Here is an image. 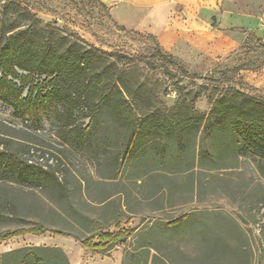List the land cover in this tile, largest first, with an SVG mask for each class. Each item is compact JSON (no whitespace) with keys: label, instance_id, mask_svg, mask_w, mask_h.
I'll return each mask as SVG.
<instances>
[{"label":"rangeland","instance_id":"1","mask_svg":"<svg viewBox=\"0 0 264 264\" xmlns=\"http://www.w3.org/2000/svg\"><path fill=\"white\" fill-rule=\"evenodd\" d=\"M263 13L255 11L241 26L227 28L221 34L228 42L186 41L175 53L161 49L196 78L155 55L159 45L153 34L123 25L110 6L94 0H0V34L29 30L66 54L73 48L89 51L98 86L113 87L117 79L143 110L167 113L181 94L183 105L207 112L225 89L229 96L238 90L264 98ZM212 25L217 27L215 16ZM44 77L33 73L31 82ZM150 129L130 136L128 121L103 114L88 140H67L51 116L43 115L37 125L14 116L0 100V152L17 163L54 170L53 178L29 185L0 169V231L47 229L0 240V253L55 242L64 246L69 264H114L115 259L121 264H264L259 156L228 147L213 158L215 146L233 138L229 124L222 138L187 135L186 151L178 158L176 145ZM118 231L126 237L107 253L80 242H98L100 232ZM0 264L15 260L0 259ZM42 264L66 263L53 253Z\"/></svg>","mask_w":264,"mask_h":264},{"label":"trees","instance_id":"2","mask_svg":"<svg viewBox=\"0 0 264 264\" xmlns=\"http://www.w3.org/2000/svg\"><path fill=\"white\" fill-rule=\"evenodd\" d=\"M94 1L105 6L100 0ZM57 48L51 41H43L30 35L29 30H16L4 38L0 34V100L13 109L14 116L27 118L40 125L42 116L49 115L58 121L59 136L64 137V133L67 140L74 136L83 141L94 135L99 117L107 114L115 120L128 121L130 136L141 134L148 128H151V132L161 134L167 138L169 145H176V158L186 151L187 143L184 141L187 135L195 137L200 132L206 136L222 138L224 129L229 124L232 126L233 138L230 142L223 141L221 146H215L219 151L214 153L213 158L219 157L228 147L236 152L245 147L264 162V98L238 90H234L229 96L224 93L225 89L213 99L207 112L183 105L181 94L167 113L154 108L143 110L135 104V94L116 84L117 79L112 80L113 87L98 86L97 75L89 68V51L73 48L66 54L68 50ZM155 55L176 64L183 75L189 78L199 77L188 73L171 55L164 53L160 46L155 50ZM33 73L44 74L45 77L31 82ZM180 105L183 111L179 112ZM140 117H144V121ZM156 117L160 120H156ZM82 118L88 119L87 124L79 122ZM194 149L192 145V157ZM0 169L29 185H40L42 181L54 176V170L48 167L17 163L2 152ZM45 230L47 229L40 225L5 229L0 231V240L25 233L40 234ZM53 232L65 234L60 230ZM98 236V242L91 243L92 238L80 242L83 246L107 253L126 234L121 231L115 234L100 232ZM53 253L69 264L60 247L48 245H27L11 249L0 253V259L12 257L15 264H42Z\"/></svg>","mask_w":264,"mask_h":264},{"label":"crops","instance_id":"3","mask_svg":"<svg viewBox=\"0 0 264 264\" xmlns=\"http://www.w3.org/2000/svg\"><path fill=\"white\" fill-rule=\"evenodd\" d=\"M100 1L111 7L123 25L153 34L161 49L170 53H175L178 46L186 41L196 45L206 43L208 39L209 42L213 39L228 42V37L224 38L221 33L227 28L241 26L242 20L255 16V11L264 12V0ZM213 16L217 27L212 25ZM54 243L52 245L65 249L62 244ZM115 260L114 264H121L120 260Z\"/></svg>","mask_w":264,"mask_h":264}]
</instances>
